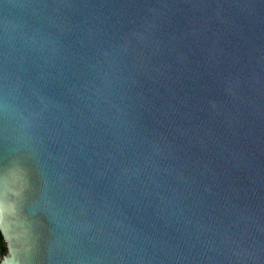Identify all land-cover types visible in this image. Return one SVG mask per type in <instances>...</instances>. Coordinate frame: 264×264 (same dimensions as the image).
Masks as SVG:
<instances>
[{
	"label": "water",
	"instance_id": "1",
	"mask_svg": "<svg viewBox=\"0 0 264 264\" xmlns=\"http://www.w3.org/2000/svg\"><path fill=\"white\" fill-rule=\"evenodd\" d=\"M0 264H264V0H0Z\"/></svg>",
	"mask_w": 264,
	"mask_h": 264
},
{
	"label": "trees",
	"instance_id": "2",
	"mask_svg": "<svg viewBox=\"0 0 264 264\" xmlns=\"http://www.w3.org/2000/svg\"><path fill=\"white\" fill-rule=\"evenodd\" d=\"M5 250H6V248H5V245H4V242H3L2 235L0 233V258L5 253Z\"/></svg>",
	"mask_w": 264,
	"mask_h": 264
}]
</instances>
